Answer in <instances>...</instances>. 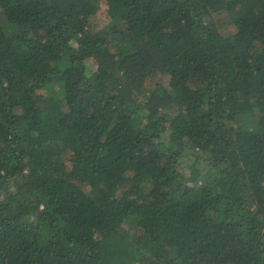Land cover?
<instances>
[{
  "label": "trees",
  "instance_id": "1",
  "mask_svg": "<svg viewBox=\"0 0 264 264\" xmlns=\"http://www.w3.org/2000/svg\"><path fill=\"white\" fill-rule=\"evenodd\" d=\"M0 264H264V0H0Z\"/></svg>",
  "mask_w": 264,
  "mask_h": 264
},
{
  "label": "rangeland",
  "instance_id": "2",
  "mask_svg": "<svg viewBox=\"0 0 264 264\" xmlns=\"http://www.w3.org/2000/svg\"><path fill=\"white\" fill-rule=\"evenodd\" d=\"M229 30V29H228ZM89 62V61H88ZM90 63V65H91V62H89ZM66 156L68 157V155L66 154Z\"/></svg>",
  "mask_w": 264,
  "mask_h": 264
}]
</instances>
